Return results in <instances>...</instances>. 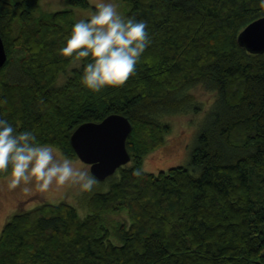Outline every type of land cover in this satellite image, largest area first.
Instances as JSON below:
<instances>
[{"label": "trees", "instance_id": "1", "mask_svg": "<svg viewBox=\"0 0 264 264\" xmlns=\"http://www.w3.org/2000/svg\"><path fill=\"white\" fill-rule=\"evenodd\" d=\"M67 1L36 17L40 0H0V117L78 159L72 132L121 114L132 125L130 160L74 203L11 212L0 230V264H264V52L237 42L264 16V0H121L125 16L147 23L151 43L123 85L98 93L82 84L81 61L91 57L62 51L74 9L90 4ZM199 86L216 106L189 164L144 171L170 119L199 113Z\"/></svg>", "mask_w": 264, "mask_h": 264}, {"label": "clouds", "instance_id": "2", "mask_svg": "<svg viewBox=\"0 0 264 264\" xmlns=\"http://www.w3.org/2000/svg\"><path fill=\"white\" fill-rule=\"evenodd\" d=\"M145 21L123 15L118 5L100 0L89 19L72 25L62 51L71 56L89 58L83 64L82 84L92 92L108 86H121L135 73L138 61L151 43ZM3 103V101H0ZM11 168L13 188L23 182H35L41 190L53 185H78L83 192H92L97 178L88 170L78 168L65 156L57 155L53 146L37 141L30 130L18 131L0 117V172ZM133 174L141 175L139 169ZM27 191L28 189L25 188Z\"/></svg>", "mask_w": 264, "mask_h": 264}, {"label": "rangeland", "instance_id": "3", "mask_svg": "<svg viewBox=\"0 0 264 264\" xmlns=\"http://www.w3.org/2000/svg\"><path fill=\"white\" fill-rule=\"evenodd\" d=\"M87 1L90 7L74 9L76 21L90 18L96 11L97 3L100 2V0ZM110 2L117 4L118 10L123 15L125 14L126 7L121 0H110ZM39 4L40 9L36 12V17L69 7L67 0H40ZM79 63L80 60H75L71 63V67L78 66ZM64 81L65 76L61 74L56 84L61 86ZM192 94L199 113L192 111L185 114L181 113L178 117L170 119L172 127L166 142L145 156L142 165L144 171L155 173L171 166H187L189 164L198 135L216 106L215 101H213L214 94H211V91L199 86L194 88ZM54 150H56L57 155H61L58 149L54 148ZM71 160L76 167L89 171V166L79 158ZM12 178L11 172L5 176H0V230L7 216L20 207L22 210H29L43 202L57 203L61 200L74 203V201L81 199L85 193L78 185H53L45 191L37 188L35 182L27 185L22 182L20 186L13 188L10 184ZM25 188L28 190L26 191Z\"/></svg>", "mask_w": 264, "mask_h": 264}, {"label": "water", "instance_id": "4", "mask_svg": "<svg viewBox=\"0 0 264 264\" xmlns=\"http://www.w3.org/2000/svg\"><path fill=\"white\" fill-rule=\"evenodd\" d=\"M237 42L249 53H263L264 16L247 24L237 35ZM6 60L7 53L0 34V68ZM131 129L126 116L112 113L99 122L80 124L72 132L70 142L77 157L89 166L90 173L104 180L129 162L126 139Z\"/></svg>", "mask_w": 264, "mask_h": 264}, {"label": "bare ground", "instance_id": "5", "mask_svg": "<svg viewBox=\"0 0 264 264\" xmlns=\"http://www.w3.org/2000/svg\"><path fill=\"white\" fill-rule=\"evenodd\" d=\"M3 39V38H2Z\"/></svg>", "mask_w": 264, "mask_h": 264}]
</instances>
